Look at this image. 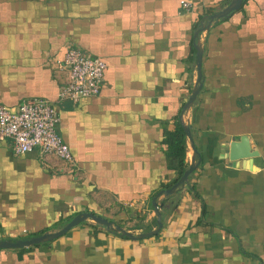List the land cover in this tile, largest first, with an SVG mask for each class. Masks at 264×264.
I'll return each mask as SVG.
<instances>
[{
    "label": "crops",
    "instance_id": "crops-1",
    "mask_svg": "<svg viewBox=\"0 0 264 264\" xmlns=\"http://www.w3.org/2000/svg\"><path fill=\"white\" fill-rule=\"evenodd\" d=\"M0 0V106L29 98L58 107L59 132L77 162L17 155L0 141V241L61 230L81 213L104 217L134 240L88 220L64 236L0 250V264H264V0ZM210 11L211 14L207 12ZM199 29H196L200 18ZM202 89L186 105L197 81ZM107 63L98 97L58 104L69 48ZM191 127L188 184L165 138Z\"/></svg>",
    "mask_w": 264,
    "mask_h": 264
},
{
    "label": "built area",
    "instance_id": "built-area-1",
    "mask_svg": "<svg viewBox=\"0 0 264 264\" xmlns=\"http://www.w3.org/2000/svg\"><path fill=\"white\" fill-rule=\"evenodd\" d=\"M181 5L187 10L193 8L188 0L181 1ZM58 64L68 72L58 104H76L100 95L107 70L105 60L71 47ZM60 121L58 107L43 98L26 99L15 111L0 106V141L10 142L17 155L37 150L43 159L55 156L76 168V159L59 132Z\"/></svg>",
    "mask_w": 264,
    "mask_h": 264
},
{
    "label": "water",
    "instance_id": "water-1",
    "mask_svg": "<svg viewBox=\"0 0 264 264\" xmlns=\"http://www.w3.org/2000/svg\"><path fill=\"white\" fill-rule=\"evenodd\" d=\"M243 1L244 0H232L228 7H226L225 9H223L222 11H220L218 13H215L214 15L209 16L208 17L209 18L208 24L206 26H203L201 29H199L195 33V38H198L199 35L202 32H204L205 30H208L214 21H218V20H221L224 18H228L235 11H238L242 6ZM195 48L197 50V81H196L195 87H194V89H193V91L189 97V100L187 101V103L185 105V108H184L185 111L194 105V103L197 100V97L199 96L201 89H202L203 49L199 45H196ZM184 129H185V132H186L189 140L192 143V148L194 149L195 154L199 156V153L196 150L195 144L193 143V136L191 133V127L184 124ZM199 164H200V160L198 162H196V157H194L189 168L185 171V173L180 178V180L176 184H174L170 189L161 191L160 195L165 194V195L169 196V195L176 193L178 190L184 188L189 182L190 175L192 173H194V171L199 166ZM153 206L155 207V211H156V214L158 217V227L152 231L141 233L139 235H134L133 233L125 230L121 226H115L111 221H109L108 219H106L104 217L97 216V215L92 214V213H81V214L77 215L66 226H64L61 230H59L57 232L45 233L39 237H34V238H31L28 240H19L16 242H13L11 240L0 241V250H2V249L27 248V247H32L35 245H39L41 243H45V242L60 238V237L64 236L65 234H67L71 229L79 226L80 224H82L83 222L88 221V220H92L96 224L105 226L107 229H109V231L116 233V234H121L122 236H126L130 239H134V240L148 239V238H151V237L157 235L163 229V222L161 220V213L159 212V206L157 205V199H154Z\"/></svg>",
    "mask_w": 264,
    "mask_h": 264
},
{
    "label": "trees",
    "instance_id": "trees-1",
    "mask_svg": "<svg viewBox=\"0 0 264 264\" xmlns=\"http://www.w3.org/2000/svg\"><path fill=\"white\" fill-rule=\"evenodd\" d=\"M211 14L210 11L207 12ZM203 20V17L200 18L196 29H199L200 22ZM185 105H183L182 109ZM165 144L168 146L169 158L174 161L176 170L178 171V176L175 181L166 186L167 189H170L174 184H176L180 178L183 176L185 171L189 168L187 162V134L184 129V124L177 119L176 128L172 132H168L165 138Z\"/></svg>",
    "mask_w": 264,
    "mask_h": 264
}]
</instances>
